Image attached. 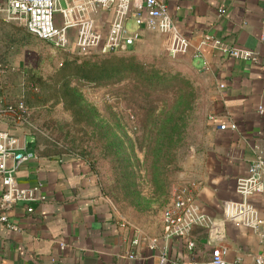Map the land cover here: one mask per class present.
Wrapping results in <instances>:
<instances>
[{
	"label": "crops",
	"instance_id": "0c3cea01",
	"mask_svg": "<svg viewBox=\"0 0 264 264\" xmlns=\"http://www.w3.org/2000/svg\"><path fill=\"white\" fill-rule=\"evenodd\" d=\"M167 5L177 31L187 38V55L192 64L212 77L218 100L213 113L219 121L209 120V144L197 176L201 183L195 197L200 212L212 219L209 226L195 225L185 238L165 239L163 225L148 235L158 237L156 246L147 241L134 244L143 233L124 224L102 191L91 165L76 154H55L47 148L22 114H15L12 83L7 66L11 52L0 48V129L20 139L16 153L32 151L35 157L19 165L16 179L24 188L39 187L43 201L15 203L0 209L18 228L0 221V264H161L165 254L172 260L206 261L217 247L228 249L226 259L256 264L264 257V244L249 227L227 221L225 203L239 202L237 180L245 176L250 164L264 155V0H160ZM66 0H62L65 4ZM145 16L144 0H134L126 21L140 39L133 44L162 36L137 25L135 13ZM115 6L95 13L107 34ZM61 22L59 13L56 14ZM27 31L16 21L0 14V28ZM24 30V31H23ZM159 32V31H158ZM206 34L221 39L230 47L248 50L256 60L236 58L212 45L203 44ZM7 43V42H6ZM233 122L236 129L220 128ZM10 165L13 160H10ZM4 186L0 178V194ZM264 224V191L251 198ZM33 207V211L28 208ZM193 241V248L189 242ZM62 244V245H61ZM133 256V257H132Z\"/></svg>",
	"mask_w": 264,
	"mask_h": 264
},
{
	"label": "rangeland",
	"instance_id": "374dc122",
	"mask_svg": "<svg viewBox=\"0 0 264 264\" xmlns=\"http://www.w3.org/2000/svg\"><path fill=\"white\" fill-rule=\"evenodd\" d=\"M9 32L0 28V48L12 58L11 99L25 102L38 138L92 162L124 224L157 231L176 189L202 170L218 100L212 77L187 52L172 54L164 33L125 51L78 54ZM155 73L166 80L149 87ZM175 111L180 131L168 123Z\"/></svg>",
	"mask_w": 264,
	"mask_h": 264
},
{
	"label": "built area",
	"instance_id": "2783aa9c",
	"mask_svg": "<svg viewBox=\"0 0 264 264\" xmlns=\"http://www.w3.org/2000/svg\"><path fill=\"white\" fill-rule=\"evenodd\" d=\"M134 0H0V14L5 15V20L16 21L25 26L33 36L51 44L54 48L78 54H86L92 50L100 53H109L126 49L140 39L138 31H130L126 21L131 13ZM145 16L135 13V22L147 28L167 34L171 40L170 52L174 55L186 53L190 42L176 29L167 5L160 0H144ZM115 6L114 18L107 34L99 24L95 13ZM59 13L61 22L58 24L56 14ZM264 40V35H262ZM203 44L212 45L236 58L256 60L254 54L248 50L230 47L221 39L206 34ZM16 107L25 111L26 104L20 100ZM15 114H20L13 105L9 106ZM216 114L211 116V121H219ZM220 128L236 129L233 122L220 123ZM21 147L20 139L8 130L0 129V178L4 190L0 194V209L7 210L20 201H43L46 196L40 192L39 187L24 188L16 179V171L20 164L35 157L32 151L16 153ZM10 160L13 164L10 165ZM201 183L190 180L180 185L173 197L171 204L163 212V232L165 239L173 237H188L195 225L209 226L212 219L199 211L195 205V197ZM237 191L242 196L239 202L227 201L225 203V218L227 221L238 222L251 228L264 244V224L259 211L251 202V198L264 191V155H259L253 161L245 176L237 180ZM33 211V207L28 208ZM0 221L7 223L8 227H18L10 221L6 214L0 215ZM147 241L153 247L158 242V237H151L143 233L140 238L133 240L134 244ZM62 245V244H61ZM194 242H189L193 248ZM228 249L217 247L213 250L212 258L206 261H184L175 259L170 264H242L239 260L230 262L226 259ZM133 257V256H132ZM168 261L165 254L160 256V263ZM256 264H264V257L260 254L255 258Z\"/></svg>",
	"mask_w": 264,
	"mask_h": 264
},
{
	"label": "trees",
	"instance_id": "16d2710c",
	"mask_svg": "<svg viewBox=\"0 0 264 264\" xmlns=\"http://www.w3.org/2000/svg\"><path fill=\"white\" fill-rule=\"evenodd\" d=\"M29 33V32H28ZM121 50H126V49H121ZM154 77H155V80H156V83L154 82ZM165 80H166V78H165V76H159V74L157 73H155L154 74V76H151L150 78H149V81H148V83H149V87H153L155 84H160V83H163V82H165ZM15 108H16V110L18 111V112H20L25 118H27V116H26V114H27V106H26V109H25V111H21L20 109H18L17 107H16V103H13L12 104ZM178 114V117H176L175 118V116ZM179 116H181V113H179V111H175L174 112V114H173V117H172V119H171V121L170 122H168V123H170V125H172V129L173 130H178V131H180V122H179ZM161 131H163V130H161ZM47 148H49V150L52 152V153H55V154H69L70 152H65V151H63V150H58V149H56V148H54L53 146H47ZM83 158V157H82ZM84 160H86L90 165H91V167H92V169H94V164L92 163V162H90V161H88L87 159H85V158H83Z\"/></svg>",
	"mask_w": 264,
	"mask_h": 264
}]
</instances>
